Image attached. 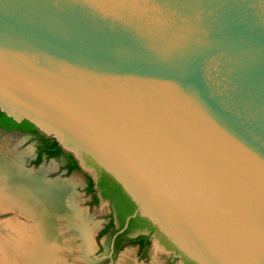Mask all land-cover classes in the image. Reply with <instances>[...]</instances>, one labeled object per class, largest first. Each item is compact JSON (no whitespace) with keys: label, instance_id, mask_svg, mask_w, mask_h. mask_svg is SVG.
Returning a JSON list of instances; mask_svg holds the SVG:
<instances>
[{"label":"water","instance_id":"obj_1","mask_svg":"<svg viewBox=\"0 0 264 264\" xmlns=\"http://www.w3.org/2000/svg\"><path fill=\"white\" fill-rule=\"evenodd\" d=\"M0 111L190 261L264 264V0H0Z\"/></svg>","mask_w":264,"mask_h":264},{"label":"bare ground","instance_id":"obj_2","mask_svg":"<svg viewBox=\"0 0 264 264\" xmlns=\"http://www.w3.org/2000/svg\"><path fill=\"white\" fill-rule=\"evenodd\" d=\"M35 176L0 158V211L12 210L32 222L28 228L17 220L0 224V264H60L58 260L67 256L68 238L75 237L77 225L82 223L83 218L65 196V183ZM53 241L62 249L61 256L53 253ZM120 264H135L133 253L126 251Z\"/></svg>","mask_w":264,"mask_h":264},{"label":"rangeland","instance_id":"obj_3","mask_svg":"<svg viewBox=\"0 0 264 264\" xmlns=\"http://www.w3.org/2000/svg\"><path fill=\"white\" fill-rule=\"evenodd\" d=\"M38 144L36 140L27 134L15 131L7 133L0 130V158L10 167H19V169L31 172L33 176L35 174L36 176L41 175L44 181L47 180L46 182L58 180L65 183L67 186L66 198L73 203V206L83 218L82 223L77 225L75 237L68 238L71 241L69 240V246L66 249L65 255L67 256H65V260H58L60 264H120V259L126 251L133 253L135 264H182L181 261H175L171 254L163 252L161 242L157 238L151 240L145 255H139L135 246H128L122 248L115 259L111 260L106 257V236H100L99 234L108 224L110 208L102 200L95 205L91 203V195L86 192L87 180L85 174H91L92 169L84 162L85 168L66 174L63 169L66 163L64 157L43 160L36 166L33 162ZM9 220H17L16 222L21 223L22 225H20L23 227L25 225L26 228L32 224L30 218L28 219L24 215L18 216L12 210L0 211V224H4ZM69 228V231H71L73 225ZM69 236L72 237V234ZM52 246L53 253L56 256H61L62 249H60L59 244L53 241Z\"/></svg>","mask_w":264,"mask_h":264},{"label":"trees","instance_id":"obj_4","mask_svg":"<svg viewBox=\"0 0 264 264\" xmlns=\"http://www.w3.org/2000/svg\"><path fill=\"white\" fill-rule=\"evenodd\" d=\"M0 129L5 132L18 131L23 134L30 135L34 140H36L40 145L36 150V157L33 162L34 165H39L43 160H50L54 158L64 157L66 160V165L63 169L66 170V174H71L74 171H80V167L74 157L66 153L62 150L59 144L52 138H48L40 133L37 128L28 121H22L20 123L15 122L12 118L6 116V114L0 111ZM88 165L93 166V164L88 161ZM96 174L97 181L94 183L91 176L85 174V178L87 180L86 192L92 196L91 203L93 205L99 202V198L97 193L101 196L103 200H106L110 203L112 213L117 215L120 226L118 229L114 228V220L112 219V214L110 215V222L105 227L103 231L100 232V236L104 235L108 230H112L113 234H117L119 230L123 234L139 231L141 229L149 230L148 236H138L132 240H130L127 246H139L140 249L142 247L149 248V238L152 234L157 233L158 238L162 241V243L170 250H175L177 254L180 255L184 264H196L185 256H183L178 250H176L169 241L157 230L155 226H153L147 219L142 218L140 216H136L134 218L129 219L126 222V219L131 216L135 210L136 206L128 197V195L123 191L121 186L115 182V180L97 168L96 166ZM96 186V188H95ZM98 191V192H97ZM115 216V215H114ZM126 226V228H124ZM125 246V245H124ZM123 246V247H124ZM122 247V248H123ZM122 248H120L117 252H119ZM116 252V254H117ZM116 255H114L113 259H115ZM112 259V260H113Z\"/></svg>","mask_w":264,"mask_h":264},{"label":"flooded vegetation","instance_id":"obj_5","mask_svg":"<svg viewBox=\"0 0 264 264\" xmlns=\"http://www.w3.org/2000/svg\"><path fill=\"white\" fill-rule=\"evenodd\" d=\"M1 130V129H0ZM1 131H3V130H1ZM5 132V131H4ZM12 132H14V131H12ZM15 132H18V131H15ZM7 133H10V132H7ZM20 133V132H19ZM30 136V135H29ZM40 144H38V146H39ZM65 165H66V163H65ZM65 165H64V167H65ZM65 170V169H64ZM65 172H66V170H65ZM75 172V171H74ZM95 188H96V186H95ZM98 192V191H97ZM97 196H98V198H99V201L100 200H102V201H104V202H106L107 204H108V206H109V208H110V213H109V221H108V224H109V222H110V215L112 214V219L114 220V228L115 229H118L119 228V226H120V223H119V221H118V218H117V215L114 213H112V209H111V205H110V203L108 202V201H106V200H103L102 198H101V196L99 195V193H97ZM91 198H92V196H91ZM92 200V199H91ZM115 215V216H114ZM107 224V225H108ZM106 225V226H107ZM105 226V227H106ZM124 228H126V226H124ZM105 229V228H104ZM105 236H106V247H105V249L107 250V252L105 253V255H106V257H108V258H110L111 260L113 259V257H114V255H117L116 254V252L120 249V248H122L124 245V247H128L127 246V244H128V242L130 241V240H132V239H134V238H136V237H138V236H148L149 235V230H146V229H141V230H137V231H134V232H129V233H125V234H123L122 232H121V230H119L118 231V233L117 234H113V232H112V230H108L105 234H104ZM103 235V236H104ZM153 238H157V239H160V238H158V235H157V233H154V234H152L151 236H150V238H149V243L151 244V240L153 239ZM160 242H161V246L163 247V250H164V252H166V253H169V254H171L172 256H173V259L175 260V261H181L182 262V264H184V262H183V260L181 259V257H180V255L179 254H177L176 252H175V250H170V249H168L163 243H162V241L160 240ZM150 244H149V246H150ZM123 247V248H124ZM136 248H137V253L139 254V255H145L146 253H147V250H148V248H146V247H142V249H140V247L139 246H135ZM118 253V252H117Z\"/></svg>","mask_w":264,"mask_h":264}]
</instances>
